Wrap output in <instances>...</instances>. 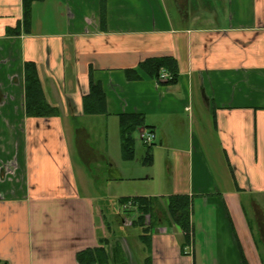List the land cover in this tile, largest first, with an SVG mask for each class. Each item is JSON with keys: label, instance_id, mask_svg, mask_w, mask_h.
<instances>
[{"label": "crops", "instance_id": "crops-1", "mask_svg": "<svg viewBox=\"0 0 264 264\" xmlns=\"http://www.w3.org/2000/svg\"><path fill=\"white\" fill-rule=\"evenodd\" d=\"M157 58L176 84L143 67ZM27 63L57 115H27ZM125 116L160 136L147 165L166 153L162 188L129 197L166 215L147 234L136 212L112 231L100 198L103 170L136 177ZM103 245V264L117 247L125 264H264V0H0V264H83Z\"/></svg>", "mask_w": 264, "mask_h": 264}, {"label": "trees", "instance_id": "trees-1", "mask_svg": "<svg viewBox=\"0 0 264 264\" xmlns=\"http://www.w3.org/2000/svg\"><path fill=\"white\" fill-rule=\"evenodd\" d=\"M28 12V11H27ZM28 17V15H27ZM143 67L152 74L154 77H158L161 69H166L171 75L172 79L169 80L168 84H176L178 81V68L177 63L171 58H157L150 59L144 63ZM26 107L27 115L29 117H48L57 115L55 108L48 106L41 92L40 80L37 74L34 63L26 64ZM99 90L98 86L92 88L91 97L93 91ZM87 112H90L87 108ZM143 117L141 116H125L121 118V139L123 152L125 158L131 160L135 156V138L134 133L136 129L143 126ZM150 152V147L148 148ZM147 162H151V155H147ZM133 201V206L137 213V217L133 222L135 226L143 227L144 233H149L154 227L155 220L157 218L156 211L159 208L158 200L153 198H122L120 201ZM168 213L171 219L176 222L185 232H189L190 223V201L188 198L183 196H174L169 199V205L167 207ZM128 212V213H134ZM138 212L140 214H138ZM146 215L150 216L151 223L146 225ZM145 234V235H146ZM149 245V243H148ZM107 253L104 245L100 248L82 252L78 255V260L83 264H103L102 259H107ZM89 258V261L87 260ZM106 261V260H105ZM243 263L247 264L246 260L243 259ZM114 264H125V257L120 248H115L114 252Z\"/></svg>", "mask_w": 264, "mask_h": 264}, {"label": "rangeland", "instance_id": "rangeland-1", "mask_svg": "<svg viewBox=\"0 0 264 264\" xmlns=\"http://www.w3.org/2000/svg\"><path fill=\"white\" fill-rule=\"evenodd\" d=\"M135 140H136L135 162H137V165L133 167H134V176L136 177H126L124 173H123V177L122 176L120 177L119 169L118 170L110 169L107 171L103 170V173L98 175L97 169L94 166H92L91 168L92 173L95 176L98 175L100 179V181H98L99 185L101 186V194H102L100 198L102 199L105 205L111 207L110 209L108 208V210H110V213L106 214V216L107 219H109L110 221L112 231L115 230V228L116 230H119L120 227H125L124 226L125 220H131L130 219L131 213H128V211L130 210L129 212H134L136 210L135 207L133 206V201L130 200V201L122 202L119 200H121L122 198L132 197L138 193L143 194L145 192H148L150 188L154 186L162 188V186L165 184L164 175L166 174V166L162 162L164 161L163 158L165 159L166 157V153L162 152V154L160 155V157H158L157 162L153 167L145 163L147 162L145 160L148 154H150L151 157L155 155L157 158V150H154L153 152L152 150L160 147V140H161L160 136H158V139H156L155 145L149 146L150 152L147 147L148 145L142 142L140 138V133H136ZM148 175H153L154 181H152L151 179L147 180ZM132 178H136V179H132ZM117 208H119L118 212H117ZM160 211L161 212L158 214V217L160 216L162 218L163 216H166L162 213L161 209ZM138 214L140 213L138 212ZM156 216H157V212H156ZM145 219L148 222L151 221V218L148 215H146ZM126 228H130V227H126Z\"/></svg>", "mask_w": 264, "mask_h": 264}, {"label": "built area", "instance_id": "built-area-1", "mask_svg": "<svg viewBox=\"0 0 264 264\" xmlns=\"http://www.w3.org/2000/svg\"><path fill=\"white\" fill-rule=\"evenodd\" d=\"M172 77L167 72H162L160 75L161 81H169ZM143 143H145L148 146H153L156 143V136L152 132L145 131L140 136Z\"/></svg>", "mask_w": 264, "mask_h": 264}]
</instances>
